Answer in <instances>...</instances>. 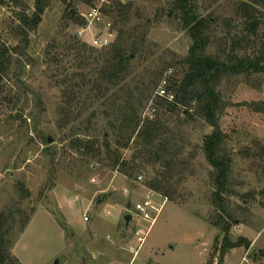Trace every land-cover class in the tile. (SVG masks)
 Segmentation results:
<instances>
[{
  "label": "rangeland",
  "instance_id": "obj_1",
  "mask_svg": "<svg viewBox=\"0 0 264 264\" xmlns=\"http://www.w3.org/2000/svg\"><path fill=\"white\" fill-rule=\"evenodd\" d=\"M128 1L134 3L132 25H144L146 19L151 25L143 55L133 58L125 91L141 88L129 101L136 108L142 83L151 88L154 73L167 66L162 83L144 103L140 127L147 119L165 126L166 134L153 143L152 152L172 153L163 164L152 158L134 177L109 167L108 160L86 158L71 147L74 133L84 130L87 124L80 123L87 122L92 109L71 126L59 125L63 88L58 83L67 70H80L73 51L56 48L70 39L95 48L94 38L105 35L109 24L114 42L119 25L107 13L113 3L49 0L42 23L35 31H25L29 35L25 38L18 31L19 16H31L36 0H0V46L18 49L14 58L25 68L22 72L15 66L0 84V225L1 233L8 234L13 262L264 264V113L256 111V104H264V62L262 73L227 77L219 88L226 107L220 128L233 159L225 195L236 222L230 237L250 243L249 249L245 245L231 249L222 258L225 234L215 226V175L204 151L205 138L213 129L203 119L169 110L158 95L167 86L170 96L176 95L189 69L186 60L193 41L173 15L174 0L123 2ZM244 1L196 0L201 16L213 22L210 52L223 59L231 53L244 58L264 51V14L258 33L251 34L239 10ZM95 7L103 13L101 21L83 18ZM72 8L86 25L72 19ZM136 12L144 20L137 19ZM57 59L63 63L56 64ZM107 122L90 131L102 145ZM138 140L135 134L127 150L118 149L113 138L110 141L122 161L136 157L141 163ZM166 175L176 190L172 200L149 186ZM127 215L133 216L130 223Z\"/></svg>",
  "mask_w": 264,
  "mask_h": 264
},
{
  "label": "trees",
  "instance_id": "obj_2",
  "mask_svg": "<svg viewBox=\"0 0 264 264\" xmlns=\"http://www.w3.org/2000/svg\"><path fill=\"white\" fill-rule=\"evenodd\" d=\"M48 1L36 0L35 12L31 16L26 13L19 16L18 31L25 38L29 36L25 31L28 29L35 31L42 23ZM85 1L92 2V0ZM110 1L113 4L107 13L116 19V24L119 27L116 31V40L109 48L100 52L96 48H89L85 44H81L76 39L67 40L64 45H58L56 48L59 49L63 46L68 51H73L80 70L77 73H70L67 70V73L64 74L65 77L58 83L63 88L62 120L59 125L61 129L71 126L78 122L87 110L92 109L87 122L80 123L87 124L84 130L79 129L77 133H74L71 147L86 158L108 160L111 162L109 167L118 168L126 176L134 177L145 168L146 164L151 162L152 158L163 164L166 163L167 157L172 156L169 149L161 153L152 152L153 143L161 140L166 134L165 126L147 119L145 124L140 127L145 108L144 103L148 99L150 100L156 87L160 82L162 83L163 75L168 69L167 66L157 69L151 88L146 87V83L143 82L144 87L139 98L140 105L136 108L131 106L129 101L135 99V91L141 88L125 91L127 89L125 83L131 75L130 68L133 58L144 53L151 20L145 18L144 25L134 26L132 25V17L135 13L134 3L129 1L124 3V0ZM171 5L173 15L180 18L193 45L186 60L189 67L188 72L178 86L176 95L172 96L173 99L171 100L169 97L171 93H169L170 87L168 88V86L166 90H163L167 96H162L161 91L157 92L166 101L169 110H178L180 113H187L190 117L203 119L213 129L212 134L205 138L204 151L209 164L214 169L216 191L213 204L218 211L215 226L225 234L221 247L222 258H224V254L228 250L244 245L249 249L250 243L243 238L233 242L230 237L232 226L236 222L235 216L226 206L225 195L229 192L233 159L225 146L227 136L220 128V117L226 107L219 88L227 77L241 75L250 77L262 73L261 64L264 62V51H260L255 57L244 58L231 53L226 56V59H223L222 56L210 52L212 47L210 32L213 22L211 17L201 16L196 0H174ZM239 10L246 18L250 33L256 35L263 25L261 17L264 14V0H245L240 4ZM70 15L72 19H81L82 25H86L73 8L70 10ZM136 18L144 20L137 12ZM262 49L264 50V44ZM14 51H18V49ZM14 51L0 46V84L9 76L11 69L15 66L22 72L25 71L22 63L15 60ZM225 54L223 53V55ZM62 63L63 60L57 59L56 64L61 65ZM164 82L166 83V81ZM125 94L127 97H124ZM256 106V111L264 113V104H256ZM103 120L108 121L107 130L104 133L105 145L100 143L97 136L90 134L91 129H97ZM135 134L139 138L137 144L142 147L140 151V161L142 162L139 163V159L136 157L130 161H122L119 151L112 148L110 140L114 139L118 149L127 150L130 148ZM103 148L106 152L103 151ZM160 177L149 184L150 188L172 200L176 190L170 187V178L167 175ZM1 230L0 225V264H17L13 262L14 259L8 252V234L7 232L1 233Z\"/></svg>",
  "mask_w": 264,
  "mask_h": 264
},
{
  "label": "built area",
  "instance_id": "obj_3",
  "mask_svg": "<svg viewBox=\"0 0 264 264\" xmlns=\"http://www.w3.org/2000/svg\"><path fill=\"white\" fill-rule=\"evenodd\" d=\"M83 18H86L87 20H92V21H95V20L101 21L103 18V13L101 9H98L97 7H95L91 10V13L89 15H84ZM114 39H115V33L111 29V24H109L105 35H98L94 38L93 47L97 49L108 48L113 43ZM162 92L163 94L161 95L165 96L166 95L165 91H162ZM169 97L170 99H173L172 96H169ZM139 179L142 180V177H139ZM138 209L143 212L145 211L144 207L142 206H139Z\"/></svg>",
  "mask_w": 264,
  "mask_h": 264
},
{
  "label": "water",
  "instance_id": "obj_4",
  "mask_svg": "<svg viewBox=\"0 0 264 264\" xmlns=\"http://www.w3.org/2000/svg\"><path fill=\"white\" fill-rule=\"evenodd\" d=\"M52 140L50 139L49 140V142H51ZM132 219H133V216H131V215H127L126 217H125V221L127 222V223H130L131 221H132Z\"/></svg>",
  "mask_w": 264,
  "mask_h": 264
}]
</instances>
